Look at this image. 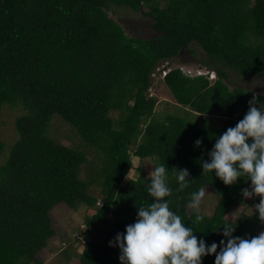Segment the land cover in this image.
I'll return each mask as SVG.
<instances>
[{
    "label": "trees",
    "instance_id": "16d2710c",
    "mask_svg": "<svg viewBox=\"0 0 264 264\" xmlns=\"http://www.w3.org/2000/svg\"><path fill=\"white\" fill-rule=\"evenodd\" d=\"M112 4L143 12L155 34L128 33L111 17ZM193 45L205 54L201 67L218 78L172 69L163 81L177 111L159 117L152 76L186 51L195 55ZM228 71L264 77V0H0V111L22 112L15 120L19 139L11 145L0 140V155L6 152L0 264H39L37 254L55 235L51 211L61 203L96 209L85 218L92 232H103L114 213L115 236L123 233L137 207L153 200L145 167L133 158L165 165L170 208L207 244H219L225 226L235 227L234 236H256L257 214L227 219L243 203L247 177L226 186L200 164L257 93L231 86ZM55 118L67 126L72 146L50 136ZM182 168L190 180L178 191L175 174ZM134 171L138 178L125 184ZM94 186L99 196L91 194ZM201 187L213 188L218 203L211 216L199 213L203 220L196 221L187 205ZM109 241H87L80 264H120L119 248ZM214 260L202 258L203 264Z\"/></svg>",
    "mask_w": 264,
    "mask_h": 264
},
{
    "label": "clouds",
    "instance_id": "9594fccd",
    "mask_svg": "<svg viewBox=\"0 0 264 264\" xmlns=\"http://www.w3.org/2000/svg\"><path fill=\"white\" fill-rule=\"evenodd\" d=\"M163 64L152 77L164 79L174 68ZM191 67V66H190ZM188 77L207 76L211 82L217 74L199 66H178ZM253 93L248 101V111L235 126L227 128L215 138L207 160H201L204 172L214 173L226 186L235 185L242 177L250 181L242 188L241 195L251 199L259 197L254 205L255 213L264 221V100ZM195 146L203 141L197 139ZM190 173L186 168L176 169L178 191L188 187ZM147 193L153 198L147 206L137 207L135 222L126 225L123 233H117L110 247H118L120 264H203L202 258L215 255L214 264H264V231L251 238L234 236L235 227L225 226L219 244H207L197 237L192 227L186 226L182 217L170 208L172 194L168 186V170L157 164L147 177ZM205 189L190 194L188 207L197 210L196 221L203 220L199 214ZM219 248V251L217 249Z\"/></svg>",
    "mask_w": 264,
    "mask_h": 264
},
{
    "label": "rangeland",
    "instance_id": "374dc122",
    "mask_svg": "<svg viewBox=\"0 0 264 264\" xmlns=\"http://www.w3.org/2000/svg\"><path fill=\"white\" fill-rule=\"evenodd\" d=\"M146 10L148 9L144 8V11ZM109 11L111 12V17L115 18L120 24H123L128 33L142 34L143 37L155 34L151 29L150 22L148 23V19L143 16V12L134 11L128 6L117 7L114 4L111 5ZM145 30H147V33H145ZM192 48L195 50V55H191L186 51L180 57L173 59L170 66L172 68H177L181 65H186L187 68H197L201 66L205 54L198 46L193 45ZM228 73L230 74L231 80L229 83L231 86L244 87L245 89L257 93L264 92V77L252 76L244 78L233 71H228ZM162 78H153L154 85L150 91L152 94L151 96H154L158 100L156 114L159 117L165 116L166 114H173L177 111V104ZM21 113L20 110H11L6 107L0 111V140L7 145H11L19 139V135L15 129V120ZM213 124L215 127L219 128L223 123L219 118H215ZM50 136L64 145L72 146L71 133L59 118H55L52 122ZM5 154L6 152L0 155L1 165L4 164ZM133 160L135 161L136 166L145 167L147 176L154 168V163L150 159L148 161H138V159L133 158ZM87 175L88 172H82L83 178L87 177ZM137 178V171H134L130 173L125 184H127L129 180ZM249 185L250 183L247 187ZM204 189L205 196L202 199L199 213L211 216L218 200L213 188L206 187ZM91 194L99 196L100 188L97 186L92 187ZM257 203H259V197H253L251 199L243 197V203L233 207L230 210L227 219L233 223L238 219H250L254 217L256 215L254 205ZM189 211L197 212V210L191 208H189ZM95 212L96 209L87 208L85 206L80 207L78 210H74L66 203L58 204L51 211L55 235L49 241L48 247L42 249L37 254V262H39V264H80L79 255L86 249L87 241L99 242L107 241L109 239L114 240L115 231L117 230V228L113 226L117 221L114 213L110 216L109 223L105 224L103 232L88 231V228L85 225V218L87 215L94 214ZM257 221L258 235L259 232L264 231V221H261L260 219Z\"/></svg>",
    "mask_w": 264,
    "mask_h": 264
}]
</instances>
